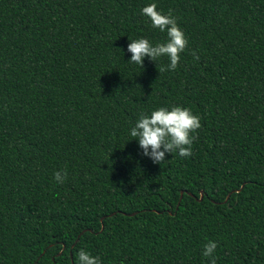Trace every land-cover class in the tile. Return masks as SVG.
<instances>
[{
  "label": "trees",
  "instance_id": "obj_1",
  "mask_svg": "<svg viewBox=\"0 0 264 264\" xmlns=\"http://www.w3.org/2000/svg\"><path fill=\"white\" fill-rule=\"evenodd\" d=\"M151 3L188 41L174 71L128 62L167 40ZM172 106L198 138L154 164L130 129ZM208 240L264 264V0H0V264H209Z\"/></svg>",
  "mask_w": 264,
  "mask_h": 264
},
{
  "label": "clouds",
  "instance_id": "obj_2",
  "mask_svg": "<svg viewBox=\"0 0 264 264\" xmlns=\"http://www.w3.org/2000/svg\"><path fill=\"white\" fill-rule=\"evenodd\" d=\"M141 13L149 18L154 28L166 32L167 40L164 43L153 45L146 38L130 40L127 51L131 53L129 63H135L143 68V61L148 57L156 62L161 57H168L167 66H160L159 73L174 71L179 63L180 54L186 49L188 41L179 28L177 18L169 10L167 14L158 11L157 5L151 3L141 9ZM195 59L198 56L193 54ZM201 128L200 117L194 115L190 109L181 106L160 107L150 114L141 113L134 127L130 129V136L138 141L142 155L152 160L154 164H162L167 153H178L181 157L192 154L193 142L198 138L192 135ZM58 183L67 179V171L60 170L54 173ZM217 243L208 240L203 245L202 255L209 260V264H217L214 255ZM77 264H101L98 256L93 257L89 252L80 249L77 253Z\"/></svg>",
  "mask_w": 264,
  "mask_h": 264
},
{
  "label": "water",
  "instance_id": "obj_3",
  "mask_svg": "<svg viewBox=\"0 0 264 264\" xmlns=\"http://www.w3.org/2000/svg\"><path fill=\"white\" fill-rule=\"evenodd\" d=\"M183 194H184V192L181 193V197L183 196ZM202 198H203V195H202ZM202 198H201V199H202Z\"/></svg>",
  "mask_w": 264,
  "mask_h": 264
}]
</instances>
